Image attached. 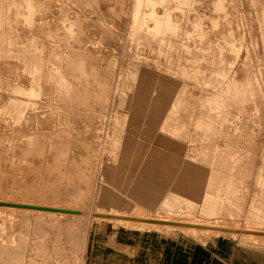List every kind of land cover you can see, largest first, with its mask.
<instances>
[{"label":"rangeland","instance_id":"rangeland-1","mask_svg":"<svg viewBox=\"0 0 264 264\" xmlns=\"http://www.w3.org/2000/svg\"><path fill=\"white\" fill-rule=\"evenodd\" d=\"M22 1L0 0V199L83 215L9 212L0 264H264V241L91 217L112 195L138 203L137 152L161 163L155 202L175 195L188 156L218 174L207 191L220 220L264 226V0H223V11L215 0H159L176 26L164 41L132 34L139 0H33L27 21ZM17 87L22 101L10 104Z\"/></svg>","mask_w":264,"mask_h":264},{"label":"bare ground","instance_id":"bare-ground-1","mask_svg":"<svg viewBox=\"0 0 264 264\" xmlns=\"http://www.w3.org/2000/svg\"><path fill=\"white\" fill-rule=\"evenodd\" d=\"M161 1H164L165 4L171 3V0ZM178 1L180 3L185 2H183V0ZM32 2L33 0H24L21 3V5L23 4L22 8L27 11L28 16L26 18V21L30 18V13L33 11ZM158 2L159 0H139L134 2V10H132L131 14L132 34L147 33L149 35H162L165 32H172L176 30V26L173 24V21L169 20L167 16L160 17L158 15L157 9H155V6ZM215 3H217L216 10H224L223 0H215ZM2 6L4 7V5ZM5 24L6 16H1L0 37L2 38H5V34H3V26ZM163 38L164 37L162 35V41H164ZM230 46L231 48L235 49L234 42H230L229 47ZM0 51H2L1 48ZM217 58L219 59L217 61L223 60L222 49L217 54ZM217 74L219 75L221 74V72L218 70ZM60 82H62V80ZM24 91V87H17L14 91L17 95L13 98H10L9 103H18L22 101L21 95L24 94ZM28 92L29 95H32L34 94V89L31 87ZM138 99L141 100L140 96L138 97ZM198 126H200V123L197 125V127ZM216 151H218V149L214 148V153L217 154ZM146 155L147 153L145 155H141L140 153L138 154L136 152L132 156V158L136 160L134 162V166L140 173L136 182L137 187L134 188V191H136L135 198L138 203H127L131 208H128V210L126 208L127 211L120 210V207H128V205L121 202L119 199H116L114 195H112L104 198L101 201V204L99 206L100 210L94 211L91 217H94L95 219L100 221H109L137 228L167 231L181 230L182 232H186L188 234L206 233V236L204 234L205 237H208L207 234L214 236H230L234 239L240 236L244 241H264V226L262 225L252 222H249L250 224L246 225H238L232 223L229 224L228 221L220 220L219 216L223 215V212H221L222 214H220L221 209L219 210L216 202H214L215 197L213 196V193H209L207 191V189H211V185L218 179V174L216 172H212L209 168V165H206L204 163L203 165L199 163L198 160H195L198 164L203 165V167H201L195 161L188 159V156H185L183 158L182 166L178 170L176 177L172 181V183L176 186L174 187V189H176L175 192H172L175 193V195L173 196L172 194L173 197L169 201L164 199L160 203L155 202L154 194H150V192L148 191L154 187V183H164L165 181L160 178L162 175L161 163L156 158H150ZM212 158L214 162L216 161V166H225V160L223 156L218 158L216 155V158ZM222 160H224V164H221ZM112 177L117 180L116 174H113ZM110 178L111 177L108 176V180ZM180 201L182 203H187L186 205L189 206L185 211L180 210V208L177 206L178 202ZM139 204L143 205L144 207H152V204H157L158 209L161 210L163 214L146 213L143 210L142 206ZM110 205H115L117 209L113 210L112 207L108 208ZM193 206H197L198 208H200L201 214L203 215L199 214L198 216H192L191 214L193 212ZM16 210H22L24 213H31L33 215L36 214L38 217L39 215L43 214L53 216V218H72L83 215V212L79 210L78 207L75 208L68 206L36 204L25 201L12 202L9 200L0 199V221L5 219L10 220V216L12 214H9V212H14ZM226 214L228 215L229 212ZM228 217L229 215L226 218ZM250 220H252V218Z\"/></svg>","mask_w":264,"mask_h":264}]
</instances>
